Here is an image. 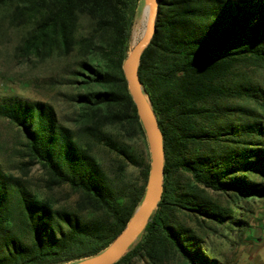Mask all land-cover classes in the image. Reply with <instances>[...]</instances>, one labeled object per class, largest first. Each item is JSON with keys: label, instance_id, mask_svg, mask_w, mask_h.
Returning a JSON list of instances; mask_svg holds the SVG:
<instances>
[{"label": "trees", "instance_id": "1", "mask_svg": "<svg viewBox=\"0 0 264 264\" xmlns=\"http://www.w3.org/2000/svg\"><path fill=\"white\" fill-rule=\"evenodd\" d=\"M144 1L0 0V38L16 34L27 61L75 58L73 78L59 83L77 90L67 96L73 127L59 123L54 107L18 98L0 103V117L24 134L25 155L46 170L49 189L66 186L78 197L73 208H56L0 169V264L95 257L143 203L151 154L124 65ZM252 67L264 69V0H160L139 79L164 136V194L140 240L115 264H221L183 219L200 226L233 219L199 187L235 204L264 199V87L242 73ZM135 139L143 152L127 143ZM96 144L139 168L141 181L117 186Z\"/></svg>", "mask_w": 264, "mask_h": 264}, {"label": "rangeland", "instance_id": "2", "mask_svg": "<svg viewBox=\"0 0 264 264\" xmlns=\"http://www.w3.org/2000/svg\"><path fill=\"white\" fill-rule=\"evenodd\" d=\"M145 2L141 6L133 30L131 49L141 40L146 29L147 20L143 19L142 13ZM18 41L19 37L16 34L10 35L9 38H0V103L12 98L43 102L55 108L59 123L73 127L76 112L68 97L77 90L59 83L73 78L75 58L40 62L32 57L27 61L16 48ZM242 73L243 75L246 73L248 78L264 87V69L246 68ZM113 135L123 140L117 129H113ZM25 143L26 139L21 130L0 117V169L21 179L28 190L40 198L49 199L56 208H73L77 195L66 186L49 189V176L46 170L40 164L30 163L25 155ZM127 143L139 153L145 150L144 143L140 139ZM93 149L117 186L123 187L141 181L139 168L126 163L102 144L94 145ZM188 179H190L188 175H183V182H188ZM198 191L207 201L221 209L231 211L230 214L233 216V219L224 225L203 221L200 226L196 221L183 219L190 227L204 234L209 254L217 258L221 264H264V199L248 201V203L242 200L239 204H235L233 196L204 187H199ZM237 220H246L249 222V227L242 228L240 225L227 227L232 221ZM135 264L145 263L137 260ZM168 264L186 263L179 259Z\"/></svg>", "mask_w": 264, "mask_h": 264}, {"label": "water", "instance_id": "3", "mask_svg": "<svg viewBox=\"0 0 264 264\" xmlns=\"http://www.w3.org/2000/svg\"><path fill=\"white\" fill-rule=\"evenodd\" d=\"M145 1L143 11L146 10L148 13L145 33L141 40L132 47L124 65V73L129 91L137 107L140 120L146 130L150 146L151 171L145 198L125 230L104 252L83 260L78 264H115L118 262L141 238L163 198L165 169L164 136L150 103L145 99L146 96L143 93V87L139 79L141 56L151 43L156 32V20L160 0Z\"/></svg>", "mask_w": 264, "mask_h": 264}, {"label": "bare ground", "instance_id": "4", "mask_svg": "<svg viewBox=\"0 0 264 264\" xmlns=\"http://www.w3.org/2000/svg\"><path fill=\"white\" fill-rule=\"evenodd\" d=\"M147 4H148V1H147ZM144 9V8H143ZM143 19H145V20H147V16H148V13H147V11L146 10H144L143 12ZM147 22V21H146ZM145 33V32H144ZM144 33H143V36H144ZM142 36V37H143ZM146 99V98H145Z\"/></svg>", "mask_w": 264, "mask_h": 264}]
</instances>
